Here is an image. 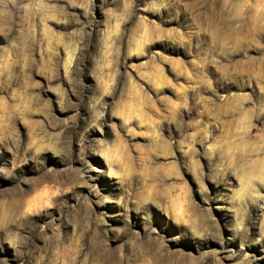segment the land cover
<instances>
[{"label":"clouds","instance_id":"1","mask_svg":"<svg viewBox=\"0 0 264 264\" xmlns=\"http://www.w3.org/2000/svg\"><path fill=\"white\" fill-rule=\"evenodd\" d=\"M0 264H264V0H0Z\"/></svg>","mask_w":264,"mask_h":264},{"label":"rangeland","instance_id":"2","mask_svg":"<svg viewBox=\"0 0 264 264\" xmlns=\"http://www.w3.org/2000/svg\"><path fill=\"white\" fill-rule=\"evenodd\" d=\"M155 48H157V49H159L160 48V45H155L154 46ZM168 52H169V54H181L182 55V53H173L172 52V50H168ZM90 82V81H89ZM49 163H55V161H53V160H49ZM96 163L99 165V166H101L102 167V164H100V162L99 161H96ZM99 183H100V185H101V187L102 188H105V189H108V182L104 179V178H101L100 179V181H99ZM108 190H110V189H108ZM109 210L111 211V210H114V209H112L111 208V206H109ZM156 221H157V224L159 225V226H163L164 225V221H163V219L161 218V217H159L158 215L156 216ZM170 231H171V229H169Z\"/></svg>","mask_w":264,"mask_h":264}]
</instances>
